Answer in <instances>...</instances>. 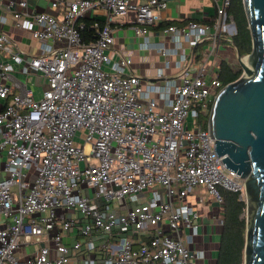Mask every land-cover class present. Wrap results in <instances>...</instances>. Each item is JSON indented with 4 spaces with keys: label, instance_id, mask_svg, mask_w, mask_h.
Instances as JSON below:
<instances>
[{
    "label": "built area",
    "instance_id": "built-area-1",
    "mask_svg": "<svg viewBox=\"0 0 264 264\" xmlns=\"http://www.w3.org/2000/svg\"><path fill=\"white\" fill-rule=\"evenodd\" d=\"M43 1L54 14L0 0V13L37 45L23 52L0 14V264H212L202 247L208 224L187 197L206 188L216 228L221 190L245 202L244 181L202 122L223 87L219 52H237L231 0H210L207 22L161 30L164 67L152 81L130 58H110L115 22L126 18L148 49L169 0ZM95 9L106 16L86 42L80 20Z\"/></svg>",
    "mask_w": 264,
    "mask_h": 264
},
{
    "label": "water",
    "instance_id": "water-1",
    "mask_svg": "<svg viewBox=\"0 0 264 264\" xmlns=\"http://www.w3.org/2000/svg\"><path fill=\"white\" fill-rule=\"evenodd\" d=\"M242 1L251 52L244 57L236 52L243 73L214 98L207 129L217 156L244 181L248 216L243 264H264V0Z\"/></svg>",
    "mask_w": 264,
    "mask_h": 264
},
{
    "label": "crops",
    "instance_id": "crops-1",
    "mask_svg": "<svg viewBox=\"0 0 264 264\" xmlns=\"http://www.w3.org/2000/svg\"><path fill=\"white\" fill-rule=\"evenodd\" d=\"M12 1L16 2L18 0ZM143 1L144 0H140V2ZM28 4L29 9L31 10L48 14L55 13L43 0H28ZM213 13L214 7L210 0H169L167 8L159 13L160 19L156 21L155 27L150 30V44L148 49H144L142 45L144 40L142 38H136L134 36L133 30L131 29L132 25L127 19L119 20L115 22L114 43L109 56L112 60H117L121 57L130 58L136 75L143 78L145 81H152L154 80L156 70L164 67L165 61L164 57H162L156 49L159 43L168 42V39L161 34V30L164 28L161 24L169 23L173 26L183 27L189 20L196 19L200 22H207L208 18L211 17ZM0 14L7 18L6 24L2 26L3 31L8 32L16 39L19 43V48L23 52L34 54L37 50L36 43L28 37L26 32L13 26V20L9 14L3 12ZM105 16L106 13L99 9L87 13L88 19L93 18L102 21ZM225 49L227 48L222 47V50L219 52L216 61L217 66H220L221 62H226L232 66L228 58L229 55ZM170 60L174 61V58L171 57ZM13 67L15 70L13 76L16 79L23 81L24 78H21L18 74V66L14 65ZM166 74L170 77L178 75L174 65H171V67L167 69ZM28 87L34 89L36 96L40 95L41 88H33L34 86L31 85ZM15 93H17V91H15ZM7 101H0V107L4 106ZM209 214L210 213L205 215V222L209 220ZM212 229H210L209 225L205 227L206 234L204 236V242L208 243L207 248L209 249V252H211V257L213 258V260L210 259V261L214 264L218 249V230L216 227H213Z\"/></svg>",
    "mask_w": 264,
    "mask_h": 264
},
{
    "label": "trees",
    "instance_id": "trees-1",
    "mask_svg": "<svg viewBox=\"0 0 264 264\" xmlns=\"http://www.w3.org/2000/svg\"><path fill=\"white\" fill-rule=\"evenodd\" d=\"M228 14L232 16L237 30V34L232 38V43L237 53L243 57L251 52V37L243 1L231 0ZM194 20L198 21L196 19ZM80 21L84 25L82 31L84 41H92L94 39V30L91 27L94 23H100L101 21L93 18L88 19L87 17L82 18ZM169 25V23L161 24L163 27ZM230 66L226 62H221L219 66V81L222 86L234 82L240 76V69L232 72ZM220 194L223 198V204L220 208L222 226L218 235V249L214 264H243L246 231L243 214L246 204L244 201H239L235 193L221 190Z\"/></svg>",
    "mask_w": 264,
    "mask_h": 264
},
{
    "label": "rangeland",
    "instance_id": "rangeland-1",
    "mask_svg": "<svg viewBox=\"0 0 264 264\" xmlns=\"http://www.w3.org/2000/svg\"><path fill=\"white\" fill-rule=\"evenodd\" d=\"M228 58L230 63L232 64L231 67V71H238L240 69L237 60H236V56L235 53L230 51L228 52ZM244 60V59H243ZM250 66V64L248 65V67ZM240 75H242L243 71L240 69ZM240 77V76H239ZM224 87V86H223ZM35 88V87H33ZM34 90V89H33ZM207 121L208 119H203L202 122L205 123L207 125ZM188 202H190L193 206H196L198 209L202 210V213L205 215H207L208 213H210V217L212 216V219L206 221V223L210 226V229H212L214 227V218H218L217 214L219 213V209L218 207L215 205V201L214 198L208 193V191L206 190V188L204 186H194L193 188H191L190 193L187 197ZM245 201H246V197H245ZM248 213H247V208L245 207V211L243 214V217L247 218ZM213 230V229H212ZM218 230V235L219 232L221 230V226L217 227ZM38 248V245H31L29 247L30 251H35ZM211 259L213 260V258L211 257Z\"/></svg>",
    "mask_w": 264,
    "mask_h": 264
},
{
    "label": "flooded vegetation",
    "instance_id": "flooded-vegetation-1",
    "mask_svg": "<svg viewBox=\"0 0 264 264\" xmlns=\"http://www.w3.org/2000/svg\"><path fill=\"white\" fill-rule=\"evenodd\" d=\"M207 242H203L202 243V247L204 248V251H205V254H206V257L211 259V252H209V249L207 248ZM210 253V254H209Z\"/></svg>",
    "mask_w": 264,
    "mask_h": 264
},
{
    "label": "bare ground",
    "instance_id": "bare-ground-1",
    "mask_svg": "<svg viewBox=\"0 0 264 264\" xmlns=\"http://www.w3.org/2000/svg\"><path fill=\"white\" fill-rule=\"evenodd\" d=\"M243 64L248 68L249 62L247 58L243 60Z\"/></svg>",
    "mask_w": 264,
    "mask_h": 264
}]
</instances>
